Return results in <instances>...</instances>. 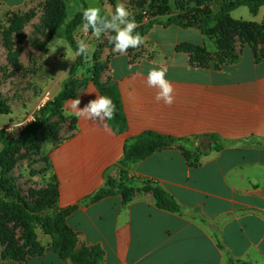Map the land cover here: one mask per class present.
<instances>
[{
	"label": "crops",
	"instance_id": "0c3cea01",
	"mask_svg": "<svg viewBox=\"0 0 264 264\" xmlns=\"http://www.w3.org/2000/svg\"><path fill=\"white\" fill-rule=\"evenodd\" d=\"M34 5L35 0H0V22ZM237 10L230 14L236 20ZM263 12L264 7L255 19H240L260 21ZM145 37L134 52L111 55L100 79L102 89H114L122 101L126 132L117 134L109 121L105 131L98 119L68 116L65 103L74 129L47 161L59 206H77L69 226L82 246H101L99 264H264V53L245 44L235 62L216 66L208 56L201 64L197 49L207 47V36L199 29L155 25ZM161 67L175 89L171 106L157 102V89L145 82L151 68ZM100 89L86 85L75 97L79 107L102 96ZM146 132L201 147L195 166L177 143L131 165L124 177L131 187L155 182L165 188L182 212L159 208L152 192H137L128 204L121 194L88 203L107 177L120 178L125 143ZM39 241L43 247L51 243ZM5 249L0 239V264H73L51 250L5 259Z\"/></svg>",
	"mask_w": 264,
	"mask_h": 264
},
{
	"label": "rangeland",
	"instance_id": "374dc122",
	"mask_svg": "<svg viewBox=\"0 0 264 264\" xmlns=\"http://www.w3.org/2000/svg\"><path fill=\"white\" fill-rule=\"evenodd\" d=\"M194 0H173L175 13L182 8L193 6ZM117 3H124L132 16L145 14L148 0H35L33 10L34 18L20 31L11 25L12 16L6 15L0 22V97L10 109V115H0V127L9 120H20L30 112L39 101L44 92L51 93L53 101L67 86L79 92L99 74L102 76L107 60L115 52L103 36L96 39L91 32H85L83 26L78 27L74 33L77 41L83 40L89 46L86 56H75L66 39L59 37L56 32H61L67 24L88 6H99L101 14L109 16L114 11ZM215 8L218 4H215ZM264 7V6H263ZM262 7V8H263ZM231 22H224L214 26L213 32L206 37L205 56L206 60L214 61L216 66L220 63H230L231 59L239 57L240 49L248 44L251 38L248 30H242L241 22H249L261 25L260 21H248L255 19L249 8L242 6L237 8ZM23 12V13H27ZM246 12V14H244ZM240 17L244 19H240ZM148 23V16L144 18ZM167 18H159L158 25L167 24ZM239 22V23H237ZM186 33L182 37H187ZM256 51L264 53V34H255ZM156 33L154 38H159ZM56 41V42H55ZM219 43L220 51L217 49ZM249 45V44H248ZM142 46V45H141ZM136 48H129L134 52ZM210 52V53H209ZM212 55V56H211ZM2 129V128H0ZM74 129V120L63 116L54 115L44 125L38 135L36 143L29 146H19L15 152H8L9 166L6 178L8 183L19 191L32 208H37L38 194L52 197L56 189V181L50 173L47 155L56 148L64 138ZM23 132V131H22ZM21 132V133H22ZM11 135L19 137L21 135ZM3 146L0 144V154ZM7 216L0 214V234L7 236L8 244L15 248L24 244L27 234L26 228L18 222H6ZM36 234L42 242L51 237L37 228ZM40 242V241H39ZM41 243V242H40ZM25 252H35L32 246L27 247Z\"/></svg>",
	"mask_w": 264,
	"mask_h": 264
},
{
	"label": "trees",
	"instance_id": "16d2710c",
	"mask_svg": "<svg viewBox=\"0 0 264 264\" xmlns=\"http://www.w3.org/2000/svg\"><path fill=\"white\" fill-rule=\"evenodd\" d=\"M83 2V0H81ZM173 0H148L147 10L145 14L135 16L139 27L136 29L142 36H146L150 29L158 25L159 18H167L168 25H176L184 29L196 28L199 29L205 36H210L214 26L224 22H231L230 14L239 7H249L251 13L257 15L260 9L264 6V0H194L193 6L182 8L179 13H175ZM215 4L218 7L215 8ZM10 22L15 30L20 31L33 18V10L27 13H12ZM148 16V23L144 22V18ZM239 23V22H237ZM82 25V13L77 14L61 32L56 34L67 40L73 50L77 48V41L74 33L78 27ZM242 30H248L249 33L264 34V21L261 25L241 22ZM89 32H91L89 30ZM249 35L251 41L248 44L254 49L256 35ZM260 36V35H259ZM217 43V49L222 48ZM198 56L201 64H206L205 59L207 53L205 48H198ZM232 58L230 62H235ZM101 76L98 74L93 83L99 86L102 96H107L112 99L116 105V113L109 123L117 134H123L128 129V122L123 110L122 101L116 94L114 89L109 88L103 90L100 85ZM75 90L68 88L64 90L53 100L50 101L41 111L37 121L29 125L19 137H12L3 129H0V144L3 149L0 154V214L7 216L6 222L21 223L27 230L24 237V244L21 247L15 248L8 244L7 236L0 234V239L6 247L3 258H16L24 260L27 256L41 255L46 250H51L59 255L65 261L73 264H99L103 261L105 252L101 246H82L78 233L69 226L68 218L77 209V206L61 208L58 204L57 186L53 196L48 193L36 197V203L40 204L37 208H32L22 194L12 187L6 178L9 163L7 157H10L8 152H15L19 146H29L36 143L39 133L44 128V125L54 115L63 116L65 103L75 98ZM10 109L0 97V115H10ZM181 144L184 156L190 166L199 164L202 157L201 147H189L188 142L175 139L171 136H165L154 132H146L138 137L131 138L124 145V155L119 162L121 168L120 178L107 177L105 185L96 192L92 197L87 199V202H95L104 197L121 194L125 204L130 203L137 192H152L155 196L157 206L163 210L180 213L182 206L176 198L165 188L158 186L155 182H149L142 188H135L128 185L124 180L127 175V170L131 165L138 163L155 152L165 150L174 144ZM220 148V147H218ZM42 229L43 233L51 237V243L48 247H43L38 241L36 229ZM32 246L36 249L35 252H25L27 247ZM230 264H251L242 260H229Z\"/></svg>",
	"mask_w": 264,
	"mask_h": 264
},
{
	"label": "clouds",
	"instance_id": "9594fccd",
	"mask_svg": "<svg viewBox=\"0 0 264 264\" xmlns=\"http://www.w3.org/2000/svg\"><path fill=\"white\" fill-rule=\"evenodd\" d=\"M82 26L85 32L90 30L96 39L102 36L106 38L113 45V52L120 55H127L129 48H138L146 41V37L136 31L139 24L124 3H117L110 17L102 15L99 6H88L82 11ZM88 51V44L81 40L75 50L74 58L75 56H86ZM145 82L148 87L157 89L155 95L157 102L163 101L166 106H171L175 102V89L166 78L165 68H151ZM66 103L68 107L66 115H74L88 121L98 119L100 127L105 131H110L106 121L112 120L116 113V105L111 98L98 95L83 108L79 107L80 98L71 99Z\"/></svg>",
	"mask_w": 264,
	"mask_h": 264
},
{
	"label": "built area",
	"instance_id": "2783aa9c",
	"mask_svg": "<svg viewBox=\"0 0 264 264\" xmlns=\"http://www.w3.org/2000/svg\"><path fill=\"white\" fill-rule=\"evenodd\" d=\"M52 96L49 91L44 92L40 97L39 101L35 104V106L30 110V112L26 115V117L11 121L9 124L4 126L2 129L11 135H19L22 131H24L29 125L35 123L40 116L41 111L45 108V106L51 101Z\"/></svg>",
	"mask_w": 264,
	"mask_h": 264
},
{
	"label": "water",
	"instance_id": "95a60500",
	"mask_svg": "<svg viewBox=\"0 0 264 264\" xmlns=\"http://www.w3.org/2000/svg\"><path fill=\"white\" fill-rule=\"evenodd\" d=\"M203 149L205 150V146H203ZM82 247V244L81 243H79V245H78V248L77 249H80Z\"/></svg>",
	"mask_w": 264,
	"mask_h": 264
}]
</instances>
